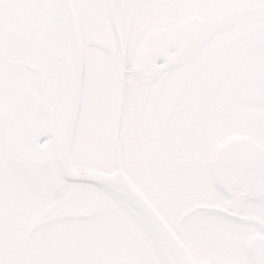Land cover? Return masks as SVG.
Segmentation results:
<instances>
[{
  "label": "snow or ice",
  "instance_id": "snow-or-ice-1",
  "mask_svg": "<svg viewBox=\"0 0 264 264\" xmlns=\"http://www.w3.org/2000/svg\"><path fill=\"white\" fill-rule=\"evenodd\" d=\"M0 264H264V0H0Z\"/></svg>",
  "mask_w": 264,
  "mask_h": 264
}]
</instances>
